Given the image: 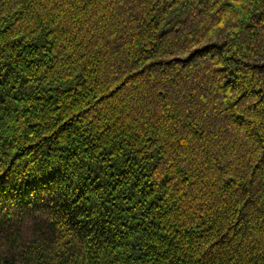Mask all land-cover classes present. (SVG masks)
<instances>
[{
	"label": "trees",
	"instance_id": "obj_1",
	"mask_svg": "<svg viewBox=\"0 0 264 264\" xmlns=\"http://www.w3.org/2000/svg\"><path fill=\"white\" fill-rule=\"evenodd\" d=\"M0 264H264V0H0Z\"/></svg>",
	"mask_w": 264,
	"mask_h": 264
}]
</instances>
